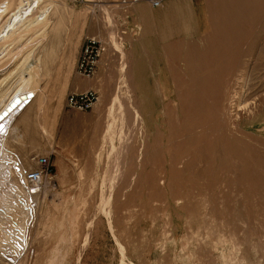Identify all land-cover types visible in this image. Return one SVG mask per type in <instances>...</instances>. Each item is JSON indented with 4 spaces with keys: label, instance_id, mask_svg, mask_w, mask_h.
<instances>
[{
    "label": "rangeland",
    "instance_id": "obj_1",
    "mask_svg": "<svg viewBox=\"0 0 264 264\" xmlns=\"http://www.w3.org/2000/svg\"><path fill=\"white\" fill-rule=\"evenodd\" d=\"M43 1V6L53 4L50 19L48 17L40 33L45 39L36 52L40 54L30 57L26 67L30 69L39 64L43 69L44 81L39 82L38 88L46 98L45 106L39 117V103H34L13 131L26 126L22 135L23 145L29 150L28 157H49L53 178L52 185L48 182L43 190L45 196L36 204L37 222L32 232V240L36 241L30 245L28 259L25 256L21 262L9 261L12 264H264V184H261L264 180V24L259 25L258 33L256 26L247 27L250 34L246 39L236 42L235 49L228 48L230 55L223 59L228 64L220 74L222 83H233L237 79L240 85L242 81L238 77L243 73V79L252 81L249 83L252 89L244 100L248 107L237 111V115L233 106L228 107V114L232 121L229 123L238 131L237 137H242L246 143L251 141L257 153L244 171H240L237 159H230L234 170L226 171L216 166L213 174L204 175L196 171L205 163V157H200V165L187 171L180 178V186L174 188L170 178L161 174L163 154L150 177L146 175L152 170L148 167L143 171L141 156L130 155L129 158L136 160V170L129 175L115 147H109L111 140L107 135L112 129L110 122H118L115 114L112 115L113 108L121 99L124 90L121 79L130 67L135 68L132 79L139 94L134 99H145L144 107L153 104L159 108L157 98L162 96L155 93H172L173 77L180 75L185 83L183 58L185 60V54L192 50L202 57V49L190 50L185 43L182 48H171L170 42L152 40L148 34L151 32L133 17L132 8L138 2L124 6L121 0ZM10 13L3 17L4 22L11 19ZM87 37L99 38L106 47L96 76L91 80L75 72ZM28 41L30 37L24 38V44L19 45L16 52H21L30 43ZM164 44L165 47L161 46ZM31 48L29 45L21 54L29 56ZM144 49L155 60L151 62L156 72L152 78ZM178 50L180 53L175 54ZM19 58L1 62V79L9 78L8 72L20 67ZM254 65H258V69L254 70ZM177 69L178 73H172ZM257 75L260 80H255ZM140 76L148 78L140 80ZM84 84L88 87L83 88ZM235 89L238 91L239 86ZM87 90L99 95L92 110L78 112L66 108L69 94ZM141 93L148 95L141 97ZM208 105L210 107L202 113L211 112L212 101ZM226 106L229 105L226 103ZM152 123L157 129L153 120ZM136 138L140 140L138 133ZM163 148L166 149L165 145ZM14 153L21 159L24 156L21 150ZM28 167L24 170H29ZM114 177L118 183L113 181ZM1 190L2 195L6 193L4 188ZM32 222L30 220V225ZM0 264L5 263L0 260Z\"/></svg>",
    "mask_w": 264,
    "mask_h": 264
},
{
    "label": "bare ground",
    "instance_id": "obj_2",
    "mask_svg": "<svg viewBox=\"0 0 264 264\" xmlns=\"http://www.w3.org/2000/svg\"><path fill=\"white\" fill-rule=\"evenodd\" d=\"M44 4L45 3L43 0H9L8 2L3 0L0 1V65L2 61L12 62L17 57H20L19 61L22 63L20 67H15L8 72V74L10 73L9 78H0V188H4V192H6L3 193V195L0 193V260L4 261L5 264H12L9 259H12V262H21V258L25 256L27 258L28 255L26 254L30 250V245L33 243L32 241H34L32 240V234L34 233L33 228L35 222H37L36 219L38 205L36 204L37 201L39 202L40 198L42 199L43 196H45V192L43 190H45L47 184H49L48 182H51L46 179L44 181L43 188L39 191L30 192L26 189L25 182L27 181L25 177L22 176V173L24 172V167L29 166L30 169H32L33 166L30 157H28L29 150H26L25 146L23 145L24 142L22 132L26 126L23 125L17 132L13 131L16 123L25 117L34 103H39L38 106L36 104L38 107L37 110L39 117L42 115L44 109L43 107L45 106L44 99L46 98H44L43 94L41 95L39 92L40 88H38L40 86L39 82L44 81V79H42L43 69L39 64L37 66L31 67L30 69L26 67V63L30 57L36 55L39 44L45 39L43 35H40V33L43 30L42 28L47 25L48 17L51 13L53 4H47V6H43ZM225 4L227 5L228 3L225 1ZM220 12L222 11L220 10ZM8 13L12 15L11 19L4 22L3 17ZM235 15H237V20L239 21L240 19L241 22V31L240 34L238 33L240 38L246 39L247 34H250L248 33L249 31L247 30V27L256 26V32L258 33L259 25L264 24V0H243V5L240 11H231L227 13L228 20L226 23H228L226 25V40H224V35L221 36V39L216 41V45L208 52L204 53L202 57L199 56L198 52H193V50L185 54V60L183 58L184 73H181L186 76V82H182L181 78L179 77L180 75L178 77H171L174 81V91L170 94L155 93L156 96H162L161 98H157L159 108L153 104L151 105L153 108H151V106L144 107L145 103L147 102H145V99H134V97H138L139 95L136 93L137 87L132 79V74L135 73V68L130 67L127 70L128 73L123 75V78L121 79V88H124V90L121 94V99H119L114 105V112L112 113V115L115 114V119H117L115 121L118 122L116 124L110 122L112 129L107 136L108 139L111 140L109 147H115V151L121 157L123 165L127 167V172L129 175L134 173L136 170V160L135 158L131 157L130 159V155L141 156V158L138 159L141 160L140 163L143 171L145 172L148 167L152 170L149 171L147 175L145 174L146 177H150L153 175V167L160 164L161 154H163L165 160L162 163L161 174H165L168 178H170V184L174 188H176L178 184H181L180 178H182L187 171L195 168L196 164L200 165V157H205V163L202 167L196 168V171L200 170L203 175L213 174L216 166H219V169L226 171L230 170L231 168L233 169L230 159H237L240 164V171H244L247 168L248 161L253 158L252 156L256 151L254 152L255 149L253 148L251 141L246 143L247 141L244 142L243 139H241L242 137H237L239 134H237V130L235 131L236 126L229 123L230 115L228 114V107H234V114H236L237 111L245 109L247 105L244 100L249 91L252 89L249 84L252 81L250 82L248 78L243 79L245 77L243 76L244 73L238 77V79H241L240 81H242L240 85L238 84L236 78H234V80L236 79L237 83L235 81H233V83L230 81L222 83L220 80V74L222 72L221 69H225V65L228 64L226 63L227 60L225 61L223 59L230 55L228 54L226 43L229 40V33L232 25L231 19H234ZM146 30H149V28ZM175 32L177 33V31ZM26 37H30V41H28L30 43L24 47V49L28 48L29 45L32 46V50H30L32 52L29 56H25V53L21 54L24 49L21 52H16L19 48V45L24 44L23 41ZM162 40L164 39L162 38ZM189 46L192 48V45H188V47ZM191 48L189 49L191 50ZM199 50L200 49H198V51ZM179 53L180 50H178L175 54ZM160 54L161 53H159V56ZM43 55H40V59H42L41 56ZM144 55L146 56V63H148V73L152 74L150 76L152 78L156 72L153 71L154 69L151 62L155 60L153 57L149 56L148 53H146L145 49ZM173 56L175 57V55ZM258 57L260 58V56ZM159 69L160 68L158 67L156 71ZM255 69H258V65H254V70ZM138 72H140L139 69ZM144 72H146L145 68ZM174 72L178 73V69L177 71L173 70L172 73ZM147 78L148 77L144 76L139 77L140 80H146ZM260 79L261 77L258 75L255 78V80ZM262 80L264 81V78ZM236 85L239 86L238 91H235L237 89H235ZM82 86L83 88L88 87L87 84ZM215 90H217V92H214ZM260 93L262 94L263 92ZM147 95L148 94L146 93H141L140 96L142 97ZM211 101L213 107L211 112L202 113L201 111H207V106L210 107L208 104ZM226 103L229 106H226ZM148 112H150V114H148ZM207 114H209L208 118H206ZM152 120L157 126V129H154L155 126L153 127ZM197 129H199V131H197ZM137 133L140 136L139 141L136 138ZM165 134H168L167 138L164 137ZM210 134L211 137H209ZM214 135H216V137H213ZM243 135L246 136L245 134H242V136ZM178 138H180L179 141H177ZM254 144L256 145V143ZM164 145L166 147L165 150L163 148ZM261 146L263 147V145ZM16 150H21V152L24 153L22 159L14 153ZM111 151H113V149H111ZM113 158L112 160L115 161ZM254 162L257 163L256 161ZM144 172L142 175H144ZM252 175L253 174H251V176ZM263 175L264 173L262 176ZM242 176L244 177V175ZM262 176H260V178ZM258 180H256V183L259 182ZM113 181L118 183L117 178ZM261 182L263 185L264 180ZM50 185H52V182ZM259 186L260 183L258 187ZM0 192H2V190ZM30 220H33L31 225Z\"/></svg>",
    "mask_w": 264,
    "mask_h": 264
},
{
    "label": "crops",
    "instance_id": "obj_3",
    "mask_svg": "<svg viewBox=\"0 0 264 264\" xmlns=\"http://www.w3.org/2000/svg\"><path fill=\"white\" fill-rule=\"evenodd\" d=\"M151 1L139 0L132 8L133 17L136 19L135 21L145 30L149 28L146 31L151 32L148 33L151 35V39L156 42L159 40L162 43L165 40L164 42H170V46L173 44V47H181L184 43L187 47L188 45H192V48L201 47L202 52L201 50L200 52L203 55L216 45V41L221 39V36L224 35V40H226L227 13L240 11L243 5V0H219L220 3L218 0H160L162 6L155 8L151 5ZM225 1L228 3L227 5ZM231 20L232 25L229 40L226 43L227 49H235L237 47L236 42L242 40L239 35L241 31L240 19L238 21L237 15H235L234 19L232 18ZM233 42L234 45L231 44ZM189 48L191 47L189 46Z\"/></svg>",
    "mask_w": 264,
    "mask_h": 264
},
{
    "label": "built area",
    "instance_id": "obj_4",
    "mask_svg": "<svg viewBox=\"0 0 264 264\" xmlns=\"http://www.w3.org/2000/svg\"><path fill=\"white\" fill-rule=\"evenodd\" d=\"M138 0H121L124 6H131ZM152 6L157 8L160 1L154 0ZM106 47L102 40L96 37H87L84 39L83 46L76 64V74L84 79L91 80L96 76L97 68L101 57L105 53ZM99 95L94 90L84 92H74L67 96L65 103L66 108L78 112H87L92 110L97 103ZM33 163V168L23 170L22 176L25 177V187L30 192L39 191L43 188L44 181L48 179L52 181L53 171L50 159L47 156H32L30 158ZM18 167V166H17Z\"/></svg>",
    "mask_w": 264,
    "mask_h": 264
}]
</instances>
